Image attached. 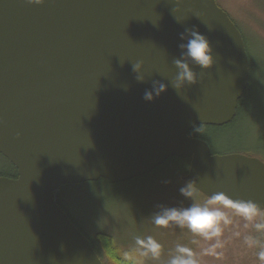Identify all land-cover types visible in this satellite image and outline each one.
Instances as JSON below:
<instances>
[{
    "label": "water",
    "instance_id": "water-1",
    "mask_svg": "<svg viewBox=\"0 0 264 264\" xmlns=\"http://www.w3.org/2000/svg\"><path fill=\"white\" fill-rule=\"evenodd\" d=\"M192 28L214 62L178 94L173 60ZM248 79L242 35L215 0H0V156L17 171L0 177V264H102L55 193L127 183L172 158L190 162L181 181L203 197L264 207V163L188 136L230 124ZM157 81L166 91L146 102Z\"/></svg>",
    "mask_w": 264,
    "mask_h": 264
},
{
    "label": "rangeland",
    "instance_id": "rangeland-1",
    "mask_svg": "<svg viewBox=\"0 0 264 264\" xmlns=\"http://www.w3.org/2000/svg\"><path fill=\"white\" fill-rule=\"evenodd\" d=\"M215 2L242 35L253 74L250 109L234 129L211 138L221 154H240L264 163V0ZM5 169H8L7 164L0 158V171ZM186 173V165L172 162L148 179L120 185L100 183L67 187L58 192L57 197L83 232L97 243V234L111 237L121 255L134 245L137 235H152L163 245V264L176 243L189 244L193 237L174 225L156 228L149 216L160 210L158 206L187 207L191 203L179 193L185 184L181 179ZM198 199L203 202L206 198L199 194ZM234 230L241 232L240 238L231 235ZM246 231L243 221L237 219L236 225L225 230L223 255L219 259L205 257L204 264H258L255 250L243 244ZM146 264L156 262L147 261Z\"/></svg>",
    "mask_w": 264,
    "mask_h": 264
},
{
    "label": "clouds",
    "instance_id": "clouds-1",
    "mask_svg": "<svg viewBox=\"0 0 264 264\" xmlns=\"http://www.w3.org/2000/svg\"><path fill=\"white\" fill-rule=\"evenodd\" d=\"M25 3L41 5L44 0H25ZM179 38L186 42L178 45L180 57L173 60L176 76L171 82L178 94L186 86L198 83L193 67L207 71L214 62L209 40L198 30L185 29ZM132 71L136 81L143 83L142 64H133ZM166 88L164 83L153 82L151 90H145L143 99L152 102ZM179 193L185 200L191 201L187 207L158 206L160 210L149 216L156 228L174 225L193 237L189 244L176 243L163 264H204L205 257L219 259L226 242L225 230L236 225L237 219L242 220L243 228L248 230L242 237L243 244L255 250L258 264H264V207L251 199H232L223 191L214 192L201 202L195 181L186 182L180 187ZM231 235L240 238L241 232L234 230ZM201 241L205 243L202 244ZM162 254L163 245L152 235H137L134 245L122 253L121 264H146L147 261L161 264Z\"/></svg>",
    "mask_w": 264,
    "mask_h": 264
},
{
    "label": "trees",
    "instance_id": "trees-1",
    "mask_svg": "<svg viewBox=\"0 0 264 264\" xmlns=\"http://www.w3.org/2000/svg\"><path fill=\"white\" fill-rule=\"evenodd\" d=\"M244 43H245V41H244ZM246 52H247V50H246ZM247 56H248V54H247ZM248 61H249V58H248ZM252 71H253V68L251 66V60H250V62H249V79L247 82L246 91L238 103L236 116L230 124L223 126V127L197 126L193 130H191L188 134V136L191 139H197V140H201V141L205 142L209 146L211 153L213 155L222 156L224 154H221L216 150L213 139L211 138V136L216 135V134L219 135L220 133H225L226 131L234 129L236 127L238 121L243 116V114L245 112H247L251 107V88H252V74H253ZM226 155H229V154H226ZM0 158L7 164V167H8V169H5L4 171H0V177L7 178V179H16L17 178L16 169L2 156H0ZM172 162H176V163L181 164V165H186L187 172H188L189 164H190L189 161L179 160L177 158H172V159L168 160L163 166L159 167L154 172H152L151 174L144 176V177H141V178H138V179H135V180H132L130 182L148 179L152 175H154L156 172H158L160 169H163L167 164L172 163ZM130 182H127V183H130ZM100 183L110 184L107 181L101 180V181L96 182V183H87L85 185H94V184H100ZM123 184H125V183H123ZM82 185L67 186V187L78 188V187H81ZM110 185H112V184H110ZM116 185H120V184H116ZM67 187L60 188L58 192L62 191L63 189H65ZM58 192L55 193V195H54V198L57 202V205L65 213V215L68 217L70 222L87 239V241L91 245L92 249L94 250V252L98 256V258L100 259L101 263L102 264H121V256L122 255L119 253L118 248L115 245V242L113 241V239L111 237L105 235V234H97L95 237L96 240L98 241V243H97L95 240H93L91 237H89L85 232H83L82 229L78 226V224L73 220L72 216L70 215L68 209L63 204L61 199L57 197Z\"/></svg>",
    "mask_w": 264,
    "mask_h": 264
}]
</instances>
